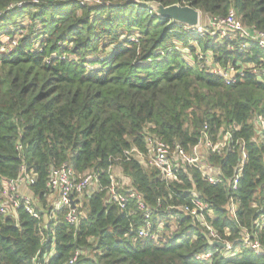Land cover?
<instances>
[{"label":"trees","instance_id":"16d2710c","mask_svg":"<svg viewBox=\"0 0 264 264\" xmlns=\"http://www.w3.org/2000/svg\"><path fill=\"white\" fill-rule=\"evenodd\" d=\"M93 1L100 3L0 0V37L18 39L15 49L0 54V192L25 168L35 176L33 197L48 209L53 169L69 164L78 176L98 175L106 187L119 165L154 211L153 232L161 227L162 238H137L143 221L134 201L121 210L100 191L85 197L78 229L58 213L59 224L51 221L44 230L45 243L37 220L23 208L19 227L14 218L0 216V264H70L78 249L86 256L75 264H264L263 256L239 242L247 231L259 233L264 245V229L255 226L264 217V143L250 124L254 115H264V77L247 72L228 85L205 62L211 56L223 68L264 71V51L248 42L241 53V41L201 35L142 5L190 6L209 19H226L235 10L245 27L264 32V0ZM232 124L240 126L233 135L244 140L248 154L233 194L236 219L226 210L229 186L212 185L187 165L180 169L182 182L169 185L131 153L146 151L149 127L189 152L205 125L213 136ZM239 159L237 153L210 157L227 176ZM191 190L211 205L212 225L239 250L236 255L210 247L203 229L178 210L189 204ZM206 252L212 258H197Z\"/></svg>","mask_w":264,"mask_h":264},{"label":"built area","instance_id":"2783aa9c","mask_svg":"<svg viewBox=\"0 0 264 264\" xmlns=\"http://www.w3.org/2000/svg\"><path fill=\"white\" fill-rule=\"evenodd\" d=\"M81 4H97L99 1L79 0ZM210 26L213 28L211 34L219 36L221 40L231 39L232 41L243 42L239 51H246L247 43L254 42L264 51V32L252 31L245 27L238 19L235 10H231L226 19H209ZM199 34L203 35L209 32L207 29L200 27ZM6 42L1 40L0 54H7L18 46V39L10 40L5 37ZM132 38V41H135ZM207 71L210 74L222 78L226 84L233 85L239 80H243L247 72L252 73L259 79L264 77V71L250 66L240 70H236L233 66L223 68L213 61L211 56L205 59ZM253 126L256 138L264 143V115L256 114L250 120ZM154 127H149L146 131L145 144L146 151L141 152L133 149L131 153L145 168L155 169L161 172L166 182L170 185L173 183H181L180 169L183 165L195 168L202 173L203 178L212 185H227L232 189L230 199L227 203L226 210L229 215L236 219L238 205L234 199V193L238 188V184L243 176V172L247 163L248 154L243 139H235L233 131L238 132L240 126L232 124L229 127L221 128L215 135L211 136L208 125H205L201 131L198 142L187 152L182 145L175 144L174 147L166 143L151 132ZM21 148V146H19ZM231 153H237L240 157L239 163L233 167L231 176H227L219 164H215L210 160L211 156L222 157ZM109 186L103 187L99 182L96 174L89 173L85 176H78L69 164H65L60 168L53 169L48 188L51 191L49 196L48 209H42L40 202L31 194L30 186L35 181V176L28 173L22 168V173L17 180H6L3 183V190L0 192V216L14 218V211L18 215L19 209L29 214L37 220L39 226V234L41 240L45 243L49 240V235L45 232L50 229L49 223L53 221L59 224L58 213L64 212L63 222L67 223L71 228L78 229L85 215L82 210L85 197L95 192H106L108 204H116L121 210H125L130 201H134L136 208L142 214V226L137 230V238L159 242L161 237L160 231L153 232V213L154 211L146 203L144 197L138 193L132 186L127 188L120 187L113 177H111ZM25 189L26 191H23ZM190 202L187 205L179 207L178 210L191 218L192 224L203 229L207 239L219 241L227 245L224 249L227 255L234 256L238 249H234V244L219 237L218 233L212 225L214 212L211 205L201 199L195 190H191L189 194ZM177 208H174L176 210ZM171 212V211H169ZM258 229H264V217L258 219L255 223ZM56 226V225H55ZM45 230V231H44ZM240 246L250 249L258 256L264 257V245L261 242L260 234H251L245 231L240 239ZM55 252V243L52 244L51 258ZM40 251L37 256H39ZM211 252H206L197 258L209 260L212 258ZM86 256V252L76 250L70 264H75L79 258Z\"/></svg>","mask_w":264,"mask_h":264},{"label":"water","instance_id":"95a60500","mask_svg":"<svg viewBox=\"0 0 264 264\" xmlns=\"http://www.w3.org/2000/svg\"><path fill=\"white\" fill-rule=\"evenodd\" d=\"M142 5L153 11L159 18L186 26L190 29L197 30L201 25L202 13L193 7L182 6L180 4L164 7L158 2H143ZM14 214L16 217V225L19 227V217L16 211H14ZM207 240L210 247H218L221 249L227 248L226 244L219 241Z\"/></svg>","mask_w":264,"mask_h":264},{"label":"rangeland","instance_id":"374dc122","mask_svg":"<svg viewBox=\"0 0 264 264\" xmlns=\"http://www.w3.org/2000/svg\"><path fill=\"white\" fill-rule=\"evenodd\" d=\"M200 27H202L204 29H207L209 32L213 31V28L210 26V23H209V17H207V16H205L203 14L201 15V25H200ZM0 38L4 42H6V40H7V39L4 38V36H1ZM187 59H188L189 62H192L191 57H187ZM145 169L148 170V168H145ZM111 175L114 178L115 182L120 185V187L127 188L128 186H131L129 178L126 177L125 175H123L122 169H121V167L119 165L114 166Z\"/></svg>","mask_w":264,"mask_h":264},{"label":"crops","instance_id":"0c3cea01","mask_svg":"<svg viewBox=\"0 0 264 264\" xmlns=\"http://www.w3.org/2000/svg\"><path fill=\"white\" fill-rule=\"evenodd\" d=\"M23 191H26L25 189H23Z\"/></svg>","mask_w":264,"mask_h":264}]
</instances>
